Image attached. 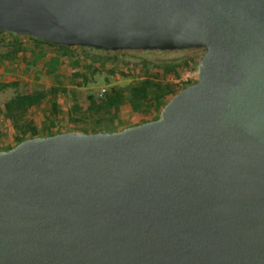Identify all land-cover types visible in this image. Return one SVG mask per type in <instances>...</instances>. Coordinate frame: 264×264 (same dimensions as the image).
<instances>
[{
    "label": "water",
    "instance_id": "water-1",
    "mask_svg": "<svg viewBox=\"0 0 264 264\" xmlns=\"http://www.w3.org/2000/svg\"><path fill=\"white\" fill-rule=\"evenodd\" d=\"M204 47L156 118L0 149V264H264V0H0V33Z\"/></svg>",
    "mask_w": 264,
    "mask_h": 264
},
{
    "label": "rangeland",
    "instance_id": "rangeland-1",
    "mask_svg": "<svg viewBox=\"0 0 264 264\" xmlns=\"http://www.w3.org/2000/svg\"><path fill=\"white\" fill-rule=\"evenodd\" d=\"M23 52L33 51L38 52L37 46L27 39L22 40ZM10 48V44L6 36L0 39V54L6 53ZM40 51L48 61L47 67L44 69L40 65L36 67L37 75L29 71V67L25 61L21 62L22 70L11 71L3 69L0 60V84L12 83L0 90V103L11 98L16 92L27 93L34 90H48L51 86L63 87L64 90L57 94L58 111L54 118V125L40 128L41 133H49L53 129L58 130H80L81 128H90L92 126L91 113L78 118L74 115H69L68 111L73 104V95L71 89L76 86L73 82L75 76L78 74L76 65L77 61L85 63L84 70L89 77L87 86L81 88V109H85L93 101L86 98L84 90L88 93H96L100 87L109 88L111 84H123L130 78H125L121 71L126 74H133L134 76L142 77L148 73V65L150 69L159 75L167 83L180 84L181 81L196 80L195 69L197 58L202 56L205 52L204 47L180 48V49H124V50H105L92 47H83L76 51L69 52V58H59L60 52L53 47L42 46ZM39 53V52H38ZM79 56V60L73 61L74 55ZM71 55H73L71 57ZM20 60L22 54L19 56ZM82 58V59H81ZM114 72H110L109 69ZM50 69V70H49ZM36 71V70H35ZM38 73H40L38 75ZM60 75V76H56ZM157 75V76H158ZM109 78V82H106ZM16 83V84H13ZM47 97H50L49 95ZM49 108V100L44 99L40 104L30 106L27 110V116L42 117L44 112ZM79 119V121L77 120ZM144 119V117L142 118ZM50 125V123H48ZM13 129L4 119L0 120V144L12 145L14 144Z\"/></svg>",
    "mask_w": 264,
    "mask_h": 264
},
{
    "label": "trees",
    "instance_id": "trees-1",
    "mask_svg": "<svg viewBox=\"0 0 264 264\" xmlns=\"http://www.w3.org/2000/svg\"><path fill=\"white\" fill-rule=\"evenodd\" d=\"M6 36L7 41L10 44L9 50L0 54V60L3 65V69H9L11 71L22 70L21 62L25 61L29 67V71L34 73V77L37 75L38 65L42 69L47 67V61L40 51L42 46L53 47L56 51L60 52L59 58H69L70 51H76L85 46H73L65 47L61 45H53L45 43L43 41L33 39L31 37L14 36L12 34L2 32L0 33V39ZM27 39L32 41L37 46L39 52H23V44L18 39ZM88 48V47H87ZM90 48V47H89ZM22 58L20 60V55ZM73 55H71L72 57ZM201 57V56H200ZM197 58L196 63L199 58ZM73 61L79 60V56L76 54L73 57ZM82 59V58H81ZM59 63H61L59 61ZM83 61H77L76 67L78 74L73 80L75 88L71 89L73 95V104L68 111L69 115H74V118H78L79 115L86 116L91 113L92 126L90 128H81L80 130L85 132H98V131H111L120 130L128 125L138 124L144 121H148L157 117L162 106L179 90L185 86L195 82L194 81H181L180 84H172L165 82L158 74L153 72L149 67V71L142 77L134 76L133 74H126L121 71L125 78H130L123 84H111L107 88L103 98L99 99L96 93H88V90H84L86 98L89 101H93L85 109H81V88L85 87L89 83V77L85 73ZM36 70V71H35ZM50 70V69H49ZM110 72H114L113 69H109ZM40 73H38L39 75ZM158 75V76H157ZM56 76H60L57 75ZM106 82H109V78H106ZM16 84V83H13ZM12 85V83L0 84V90L4 87ZM17 85V84H16ZM63 92L64 88L60 89L59 86H51L48 90H34L27 93L16 92L11 98L0 103V120L4 119L13 129L14 144L3 145L0 144V149H9L16 145L18 142L25 138L34 137L38 135H52L55 133L68 131L53 129L49 133H41L40 128L54 125V118L57 116L58 101L57 94ZM50 97H47V96ZM44 99L49 100V108L44 112L42 117L27 116V110L30 106L40 104ZM144 117V119H142ZM77 120V119H76ZM79 121V119L77 120ZM50 123V125H48Z\"/></svg>",
    "mask_w": 264,
    "mask_h": 264
},
{
    "label": "built area",
    "instance_id": "built-area-1",
    "mask_svg": "<svg viewBox=\"0 0 264 264\" xmlns=\"http://www.w3.org/2000/svg\"><path fill=\"white\" fill-rule=\"evenodd\" d=\"M107 88L106 87H100L97 92L96 95L99 99L103 98L105 93H106Z\"/></svg>",
    "mask_w": 264,
    "mask_h": 264
},
{
    "label": "crops",
    "instance_id": "crops-1",
    "mask_svg": "<svg viewBox=\"0 0 264 264\" xmlns=\"http://www.w3.org/2000/svg\"><path fill=\"white\" fill-rule=\"evenodd\" d=\"M22 40H24V39H20V38L18 39V41H21V42H22ZM33 44H34V43H33ZM132 125H133V124H132Z\"/></svg>",
    "mask_w": 264,
    "mask_h": 264
}]
</instances>
